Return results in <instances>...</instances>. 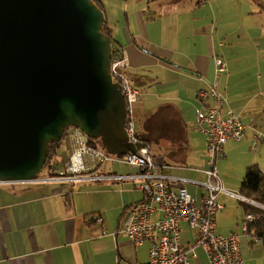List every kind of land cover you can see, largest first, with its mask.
<instances>
[{"label": "crops", "instance_id": "0c3cea01", "mask_svg": "<svg viewBox=\"0 0 264 264\" xmlns=\"http://www.w3.org/2000/svg\"><path fill=\"white\" fill-rule=\"evenodd\" d=\"M131 2L132 10L123 8L116 20L108 16L106 20L123 47L125 78L139 91L134 107L138 137L149 145L163 173L185 179L186 189L200 203L206 194L199 185L206 181V137L197 130L196 117L213 101H203L198 94L212 89L215 60L222 58L228 68L217 85L223 95L228 93L223 114L231 111L239 116L246 135L240 142L225 144V156L218 158L217 169L224 190L240 194L248 168L257 166L264 172V140L255 151L250 149L255 138L264 135V16L251 11L248 15L253 24L247 26L243 20L234 22L233 16L232 22L223 17L219 21L218 0ZM161 7H168L167 11H158ZM104 12L107 15L105 7ZM123 24L126 35L118 32ZM128 167L117 174L135 175L136 169ZM61 171L65 173V166ZM135 185V180L101 182L60 175L15 188L0 187V264L147 262L150 243L136 246L119 233L131 207L144 198ZM67 200L72 202L70 207ZM217 201L223 210L217 215L216 233L240 236L244 264H264L261 240L253 232H244L243 222L252 214V205L225 193ZM252 207L264 209L260 204ZM90 214L95 216L87 217ZM160 218L157 212L151 222ZM194 235L183 223L181 242L185 247L194 244ZM192 264L210 262L198 249Z\"/></svg>", "mask_w": 264, "mask_h": 264}, {"label": "water", "instance_id": "95a60500", "mask_svg": "<svg viewBox=\"0 0 264 264\" xmlns=\"http://www.w3.org/2000/svg\"><path fill=\"white\" fill-rule=\"evenodd\" d=\"M94 0H0V180L29 182L71 129L136 153Z\"/></svg>", "mask_w": 264, "mask_h": 264}, {"label": "built area", "instance_id": "2783aa9c", "mask_svg": "<svg viewBox=\"0 0 264 264\" xmlns=\"http://www.w3.org/2000/svg\"><path fill=\"white\" fill-rule=\"evenodd\" d=\"M215 64L214 86L211 90L198 94L203 101H213L206 112H199L196 117L197 130L206 137L207 156L203 169L206 181L199 184L206 190V194L200 203L186 189V180L166 176L163 169L157 166L149 148L138 139L134 107L139 91L125 78L127 60L124 54L122 57H112L111 76L113 83L120 85L124 95L127 110L125 129L129 144L137 148L136 153L128 151L122 156H110L91 147L90 138L81 131L75 128L69 131L74 151L65 165V173H61V176L64 174L74 180L90 178L101 182L135 180L136 189L143 192V200L131 207L126 223L119 230V233L125 234L136 246L150 243L148 261L136 264H192V258L198 249L206 253L210 264H244L240 236L236 234L222 236L216 233L217 215L223 210L217 201L220 193L252 206H258V203L241 194L225 191L217 169L218 158L225 156L223 153L225 144L228 141L240 142L246 135V127L241 118L233 112L223 114L228 93L223 95L218 91L217 85L219 77L226 73L228 68L227 63L221 58H216ZM263 140L264 135L257 136L250 146L251 151H255ZM107 162H120L136 169L137 172L135 175L126 176L91 174ZM43 180L45 179L37 178L24 183L0 180V186H16ZM175 185L179 187L174 189ZM157 212L161 214V218L151 222V217ZM256 219L258 217L252 214L246 216L243 222L245 233H249L250 225ZM183 223H187L195 233L194 244L188 247L181 242Z\"/></svg>", "mask_w": 264, "mask_h": 264}, {"label": "trees", "instance_id": "16d2710c", "mask_svg": "<svg viewBox=\"0 0 264 264\" xmlns=\"http://www.w3.org/2000/svg\"><path fill=\"white\" fill-rule=\"evenodd\" d=\"M94 1L103 10L102 2L100 0H94ZM261 6L262 7L258 9V11H260V13L262 14L264 13V4H261ZM104 31H105V34L110 37L111 42H112V57L113 58L122 57L123 47L114 38L113 30L112 28L108 26V22H106ZM67 137H69V131L66 133L65 137L60 143L58 144L54 143L50 145L48 160L42 172L38 176V178L40 179L58 178L61 175V172H62L61 168L66 165V162L63 161L60 155V146H61V143ZM138 139L142 142V144H144L143 141L139 137ZM89 144L91 145V147L105 154H108L110 156H122L120 154H115V155L109 154L106 151L105 147L103 146L101 139H89ZM147 147L149 148V145ZM107 163H110V162H107ZM107 163L100 165V167L97 170L93 171L91 174L95 175L97 173H100L97 175L98 176H101V175L120 176L117 174L118 172H113V171H111L110 173L101 172L100 168H102L103 165ZM63 176H66V175L63 174ZM16 186L18 187L19 185H16ZM16 186H0V187H14L15 188ZM240 194L241 196H244L245 198L250 199L264 207V172L260 168H258L257 166L248 168L242 180V183H241ZM66 204L67 206L70 207V205H72L71 200H67ZM249 212H251L252 214L258 217V219H256L253 222V224L250 226L249 233L253 232L261 240L264 246V209L251 206ZM94 216L95 214L87 215V217H94Z\"/></svg>", "mask_w": 264, "mask_h": 264}, {"label": "rangeland", "instance_id": "374dc122", "mask_svg": "<svg viewBox=\"0 0 264 264\" xmlns=\"http://www.w3.org/2000/svg\"><path fill=\"white\" fill-rule=\"evenodd\" d=\"M102 2L103 6V11L105 7L106 11V16H108L110 19H117L118 15L120 14V11L125 8L128 9L129 11L132 10L133 8V3L126 0H100ZM145 3H148L149 0H144ZM251 1H254L255 4H253ZM218 0L217 5L221 7V14H218L219 21L222 19L225 20V22H232V16L234 17V22L240 24H243L250 26L253 24V18L249 17V13L251 11H258L262 6L261 4H264L263 0ZM160 2H163V0H160ZM136 6L139 7V2H136ZM141 8V6L139 7ZM162 10L158 11H167L168 7H161ZM258 15L264 16V13H260V11L257 12ZM108 20V19H107ZM231 25V24H230ZM108 26L110 28H114L108 23ZM121 31V34L126 35L128 34V29L127 27L123 24L121 27L118 28V32ZM137 128H139V125L137 124ZM74 151V146L73 143L70 139V137H67L60 146V155L63 159V161H67L70 159L69 157L71 156V153ZM207 158V156H206ZM103 172L110 173L111 171L113 172H118V173H123L129 170L128 166H125L124 164L120 162H116L114 164L107 163L103 165L101 168Z\"/></svg>", "mask_w": 264, "mask_h": 264}]
</instances>
